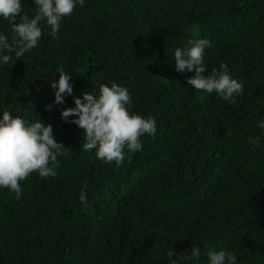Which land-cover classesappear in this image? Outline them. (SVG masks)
Listing matches in <instances>:
<instances>
[{"label": "trees", "instance_id": "obj_1", "mask_svg": "<svg viewBox=\"0 0 264 264\" xmlns=\"http://www.w3.org/2000/svg\"><path fill=\"white\" fill-rule=\"evenodd\" d=\"M21 2L31 17V0ZM10 25L0 19V32L11 36ZM41 27L35 48L0 67V110L50 123L67 150L57 176L20 181V199L0 189V264H166L171 248L193 246L264 264V139L249 145L264 116V0H85L55 38ZM190 38L209 40L208 73L224 62L243 82L235 102L175 71L172 52ZM58 65L75 96L127 87L129 111L151 115L155 134L118 166L84 151L81 130L59 115L72 97L52 104Z\"/></svg>", "mask_w": 264, "mask_h": 264}, {"label": "clouds", "instance_id": "obj_2", "mask_svg": "<svg viewBox=\"0 0 264 264\" xmlns=\"http://www.w3.org/2000/svg\"><path fill=\"white\" fill-rule=\"evenodd\" d=\"M31 4L34 8L30 17L22 12L21 0H0V19L11 21V36L0 32V67L38 45L44 35L42 22L48 26V35L55 38L61 20L70 16L77 5L83 7L85 0H31ZM17 15L19 22H14ZM209 47L210 42L205 38H190L186 45L173 50L171 65L178 73H192L186 78L192 88L215 93L226 102H235L244 91L243 82L230 74L224 62L211 73L207 72L205 49ZM55 72L59 73L58 78L48 81L53 89L52 104H63L66 96L72 97L74 106L60 109V119L81 130L84 138L81 147L86 152L95 150L96 159L118 166L127 153L142 149L141 137L155 134L156 121L151 115L145 117L129 111L132 96L127 87L115 82L100 83L98 90L75 96L71 72L62 65H58ZM51 106L46 105L45 110ZM258 127L262 135L250 137V146H258L264 139V116L258 121ZM66 150L55 139L50 123H44L41 118L29 121L14 116L7 109L0 110V189L9 190L16 199H20L23 192L20 181L32 172L41 178L57 176L58 157ZM86 199L87 193L82 189L79 200ZM202 255L203 264H237V256L232 251L208 248L201 253L195 246L188 254H177L171 248L164 259L166 264H190L199 261Z\"/></svg>", "mask_w": 264, "mask_h": 264}]
</instances>
